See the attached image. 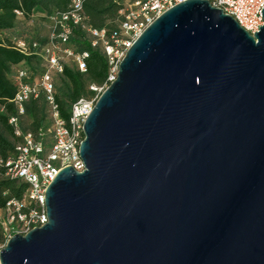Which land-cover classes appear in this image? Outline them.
Wrapping results in <instances>:
<instances>
[{"label": "water", "instance_id": "water-1", "mask_svg": "<svg viewBox=\"0 0 264 264\" xmlns=\"http://www.w3.org/2000/svg\"><path fill=\"white\" fill-rule=\"evenodd\" d=\"M249 34L184 0L132 41L82 123L81 171L0 264H264V6Z\"/></svg>", "mask_w": 264, "mask_h": 264}, {"label": "built area", "instance_id": "built-area-1", "mask_svg": "<svg viewBox=\"0 0 264 264\" xmlns=\"http://www.w3.org/2000/svg\"><path fill=\"white\" fill-rule=\"evenodd\" d=\"M182 1L184 0H130L120 9L122 19L117 28L108 34L104 29L91 28L85 24L81 0H70L67 10L52 17L48 39L39 50L45 61V69L30 83L22 81V78L27 77V71L18 69L15 75L17 89L11 99L17 112L22 113V102L29 96L35 97L38 89H41L51 118L52 143L43 152V131L39 128L35 134H21V141L14 146L13 154L6 158L0 157V176L18 178L26 183L20 199L10 198L0 207V226L3 232L0 248L12 234H23L46 222L43 203L45 188L61 168L71 166L76 171L83 169L78 153V145L83 138L82 123L99 94L115 79L118 63L126 49L155 17ZM208 1L230 15L249 34L257 32L263 24L260 10L264 6V0ZM72 26H79L85 31L90 45L97 46L105 55L107 72L100 85H89L92 94L79 97L70 103L65 121L60 118L54 103L53 75L62 71L67 59L74 62L79 71H83V58L86 56L85 52H75L63 46ZM13 44L23 54L37 46L34 41L27 45L21 39L13 41ZM7 121L14 128V133L19 135L16 118L10 116Z\"/></svg>", "mask_w": 264, "mask_h": 264}, {"label": "trees", "instance_id": "trees-1", "mask_svg": "<svg viewBox=\"0 0 264 264\" xmlns=\"http://www.w3.org/2000/svg\"><path fill=\"white\" fill-rule=\"evenodd\" d=\"M130 0H81L83 21L88 27L104 29L108 34L117 28L122 19L120 9ZM70 0H0V157L6 158L13 154L14 146L21 141V134H35L40 128L43 131L41 141L43 152L52 143L51 118L46 99L41 89L35 97L29 96L22 102V113H18L11 101L17 89L15 75L22 68L27 71L24 82H32L45 69V61L39 54L40 48L46 43L52 17L67 10ZM43 19L49 23L46 36L34 35L25 41H34L37 46L23 54L14 48L11 37L5 36L6 31L14 30L21 22ZM75 52H85L83 58L84 70L79 71L70 59L63 64L62 71L54 74V103L60 118L67 120L70 103L79 97L92 94L89 85H100L106 76L107 61L105 55L96 46L90 45V40L79 26H72L67 40L63 43ZM14 116L17 120L19 135L8 123V118ZM26 183L18 178L0 176V207L10 199H20ZM33 205V204H31ZM3 232L0 226V242Z\"/></svg>", "mask_w": 264, "mask_h": 264}, {"label": "rangeland", "instance_id": "rangeland-1", "mask_svg": "<svg viewBox=\"0 0 264 264\" xmlns=\"http://www.w3.org/2000/svg\"><path fill=\"white\" fill-rule=\"evenodd\" d=\"M48 28L49 23L47 21L37 18L21 22L14 30L6 31L4 35L11 37L12 41L18 39L27 41L34 37V35L46 36Z\"/></svg>", "mask_w": 264, "mask_h": 264}]
</instances>
